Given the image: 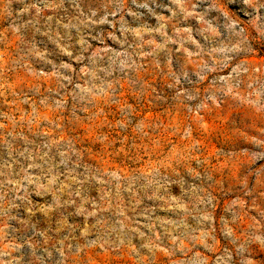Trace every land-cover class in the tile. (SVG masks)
Masks as SVG:
<instances>
[{
    "label": "rangeland",
    "instance_id": "rangeland-1",
    "mask_svg": "<svg viewBox=\"0 0 264 264\" xmlns=\"http://www.w3.org/2000/svg\"><path fill=\"white\" fill-rule=\"evenodd\" d=\"M0 264H264V0H0Z\"/></svg>",
    "mask_w": 264,
    "mask_h": 264
}]
</instances>
